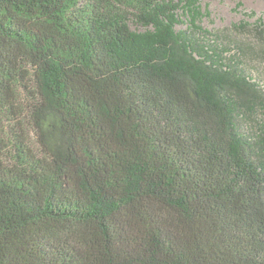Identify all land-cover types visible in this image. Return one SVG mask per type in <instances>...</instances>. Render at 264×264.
I'll use <instances>...</instances> for the list:
<instances>
[{
	"label": "trees",
	"instance_id": "trees-1",
	"mask_svg": "<svg viewBox=\"0 0 264 264\" xmlns=\"http://www.w3.org/2000/svg\"><path fill=\"white\" fill-rule=\"evenodd\" d=\"M201 1L0 0V264H264V24Z\"/></svg>",
	"mask_w": 264,
	"mask_h": 264
},
{
	"label": "rangeland",
	"instance_id": "rangeland-1",
	"mask_svg": "<svg viewBox=\"0 0 264 264\" xmlns=\"http://www.w3.org/2000/svg\"><path fill=\"white\" fill-rule=\"evenodd\" d=\"M201 8L207 14L200 21L202 26L221 35L234 34L243 37L233 28L234 24L243 21L254 23L261 19L264 24V0H202ZM179 12L184 23L179 24L178 27L187 28L189 17L184 16L182 10ZM249 65L250 68H254V74L260 77V81L264 84V59L253 60Z\"/></svg>",
	"mask_w": 264,
	"mask_h": 264
}]
</instances>
